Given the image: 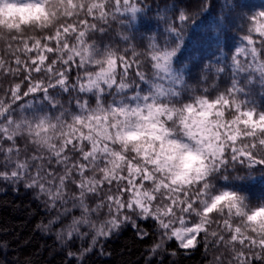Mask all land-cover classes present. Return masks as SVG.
<instances>
[{
    "label": "clouds",
    "instance_id": "1",
    "mask_svg": "<svg viewBox=\"0 0 264 264\" xmlns=\"http://www.w3.org/2000/svg\"><path fill=\"white\" fill-rule=\"evenodd\" d=\"M18 165L62 264L138 225L144 264L193 239L205 264H264V6L0 0V167ZM3 239L0 264H47Z\"/></svg>",
    "mask_w": 264,
    "mask_h": 264
},
{
    "label": "trees",
    "instance_id": "2",
    "mask_svg": "<svg viewBox=\"0 0 264 264\" xmlns=\"http://www.w3.org/2000/svg\"><path fill=\"white\" fill-rule=\"evenodd\" d=\"M192 0H189L191 3ZM247 7L264 6V0H246ZM207 19V17H205ZM195 38L196 33L192 34ZM252 192H264V186L255 185L250 189ZM43 216V209L39 201L35 200L32 191L25 189L23 184L12 185L0 181V243L4 237H18L13 241L19 245V253L25 258L33 257L40 261H47V264H62L61 258L51 254L50 241L45 242L36 239L39 237V230L36 225L40 223ZM145 227V225H141ZM137 241L133 244L131 239ZM140 238L135 235V230L129 228L118 237L109 239L104 246L97 247L95 255L90 257V264H144L148 258L150 248L147 242L140 243ZM43 245V248H42ZM176 251L174 247H168L164 256L159 259L168 264L172 260L171 253ZM203 246L199 251L180 249L178 255L182 264H205ZM187 252V255L183 253Z\"/></svg>",
    "mask_w": 264,
    "mask_h": 264
},
{
    "label": "snow or ice",
    "instance_id": "3",
    "mask_svg": "<svg viewBox=\"0 0 264 264\" xmlns=\"http://www.w3.org/2000/svg\"><path fill=\"white\" fill-rule=\"evenodd\" d=\"M177 16L179 17V13H177ZM186 21H187V17L185 16V17H183V19H178L177 23H183ZM33 63H35V62H33ZM37 71H38V69H37ZM20 167H22V166L18 165L17 170H11V171H8V170L4 169L3 167H0V181L8 182L14 186L22 183L24 188L31 189L32 186L36 183V181H35V179H33L29 182L22 180L20 177V172H19ZM42 190H43V186L41 185L40 191H42ZM125 220H128V217H125ZM113 226L118 227V225L115 222H113ZM137 229H138L137 235L139 236L140 239H143V229L140 228L139 225L137 226ZM180 238L181 237L177 234V239H180ZM262 243H264V242H262ZM194 246H195V239L189 240L187 243L182 244V248L185 250L191 249ZM153 251H155V249H153ZM171 255H176V253H171Z\"/></svg>",
    "mask_w": 264,
    "mask_h": 264
}]
</instances>
